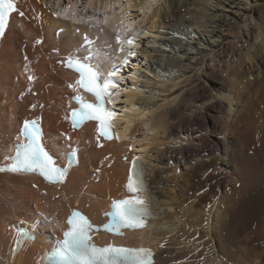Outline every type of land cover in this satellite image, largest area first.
<instances>
[{
    "label": "bare ground",
    "instance_id": "6f19581e",
    "mask_svg": "<svg viewBox=\"0 0 264 264\" xmlns=\"http://www.w3.org/2000/svg\"><path fill=\"white\" fill-rule=\"evenodd\" d=\"M46 2L17 0L1 40L0 163L28 118L42 120L44 139L58 154L54 135L71 136L56 140L64 146L80 138L83 147L65 184L0 173V264H47L42 254L67 229L72 208L103 222L114 199L132 195L125 185L133 158L146 169L140 195L153 218L113 242L149 247L154 264H264V0H126L123 6L142 16L140 33L125 31L130 21L115 25L117 16L63 20ZM178 23L184 38L175 35ZM114 28L123 41L133 39L123 52ZM85 34L108 54L105 66L130 58L119 140L98 141L95 123L77 131L64 119L68 85L78 78L64 59L87 55ZM243 80L254 82V103L240 99L235 86ZM20 219L33 223L24 225L34 239L18 235ZM110 239L101 233L94 242Z\"/></svg>",
    "mask_w": 264,
    "mask_h": 264
},
{
    "label": "snow or ice",
    "instance_id": "6c2138e0",
    "mask_svg": "<svg viewBox=\"0 0 264 264\" xmlns=\"http://www.w3.org/2000/svg\"><path fill=\"white\" fill-rule=\"evenodd\" d=\"M15 11H17L16 0H0V37L4 36L9 26L10 14ZM19 15L23 17L24 13L19 12ZM125 31H131V27L128 26ZM115 39L117 44L121 45L120 51L123 52L125 50L123 48L124 41L121 40L120 35H117ZM36 42L40 43L41 41L37 40ZM126 42L132 44L133 39L128 37ZM94 43L85 34L84 44L81 45V48L87 47V55L83 58L69 56L67 59V67L78 74L75 82L68 85L76 93L72 99L78 107L71 109L70 114L66 115L64 119L71 121L73 129L80 128L89 121L96 122L98 141L101 137L105 140H119V132L113 130L116 128L115 121L120 114L116 111L112 99L113 96L120 95L119 91H112V89L119 88V82L113 79L117 76L118 69L112 67L106 72L102 69L101 65L103 60L108 58V54L100 48H93ZM76 51L79 52L80 49H76ZM127 55L134 56L135 52L129 50ZM81 93L90 94L93 99H85ZM108 105H112V107ZM20 135L24 137V141L17 144L13 156L5 157L6 160L11 159L12 162L0 166V173H38L49 183H63L69 169L73 164L78 163V149L73 148L69 143L68 147L71 150L66 153L67 167H60L43 144L40 118L31 121L25 120ZM63 135L71 141V137L67 134ZM98 146L101 145L98 144ZM125 159L127 158L125 157ZM145 171L146 169L140 161L133 158L125 185L127 191L132 195L111 202V212L105 213L109 217V221L103 225V230L119 235L125 228L142 229L147 226V220L153 218L148 203L140 195L147 191L143 179ZM152 203H158V201H152ZM45 220L47 221V217ZM67 225V230L63 231V239L56 240L55 247L46 257L47 264H154L153 253L150 249L111 245L97 247L91 243V232L93 230L100 231V227H94L89 219L78 211L72 212L67 218ZM18 235L21 239L32 238L23 228Z\"/></svg>",
    "mask_w": 264,
    "mask_h": 264
},
{
    "label": "rangeland",
    "instance_id": "374dc122",
    "mask_svg": "<svg viewBox=\"0 0 264 264\" xmlns=\"http://www.w3.org/2000/svg\"><path fill=\"white\" fill-rule=\"evenodd\" d=\"M253 1V0H252ZM241 8L245 9L244 6H240ZM248 9H250V6H248ZM238 17L241 18V15L238 13ZM244 17V16H243ZM243 19V18H241ZM254 23V20H252V25ZM182 23H178L177 24V31L175 33V35L177 36L178 35V39L179 38H184V35H183V29L182 27H184V25H181ZM168 31V29L166 30ZM180 31V32H179ZM182 35V36H181ZM231 36L233 37L234 34H231ZM188 40V39H187ZM143 59H145V57L143 56V54H141L139 56V61H142ZM215 60L214 64H219V62ZM142 68V70L144 69L143 66H140V69ZM250 80H243V82H238V84L235 86V88L237 89L240 96H242L240 99L245 102L246 104H251V103H254V82L250 81ZM240 85V86H239ZM241 88V89H240ZM240 90V91H239ZM252 98V99H251ZM246 99V100H245ZM251 99V100H250ZM145 129L144 128H140L139 129V132H142L144 131ZM149 132V131H148ZM150 134V132H149ZM154 160V159H153ZM152 164L154 165L155 163L152 161ZM94 181V179H93ZM95 182V181H94Z\"/></svg>",
    "mask_w": 264,
    "mask_h": 264
}]
</instances>
